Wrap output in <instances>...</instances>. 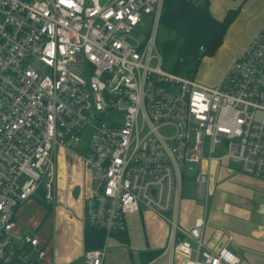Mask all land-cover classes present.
<instances>
[{"label": "built area", "instance_id": "built-area-1", "mask_svg": "<svg viewBox=\"0 0 264 264\" xmlns=\"http://www.w3.org/2000/svg\"><path fill=\"white\" fill-rule=\"evenodd\" d=\"M164 2L0 0V264L45 260L15 215L40 190L54 204L60 151L85 170V224L106 235L74 264H104L108 239L146 211L165 225L168 264H239L204 249L202 222L183 227L179 207L186 168L204 207L206 162L264 181V24L211 87L163 68Z\"/></svg>", "mask_w": 264, "mask_h": 264}, {"label": "crops", "instance_id": "crops-1", "mask_svg": "<svg viewBox=\"0 0 264 264\" xmlns=\"http://www.w3.org/2000/svg\"><path fill=\"white\" fill-rule=\"evenodd\" d=\"M208 2L211 14L217 19H223L230 10L239 9L230 29L237 22L253 24L245 37L244 46L237 54L238 57L264 24V0ZM228 69L223 72L220 81ZM202 167L209 178V201L206 207L196 197L181 201L179 223L190 229L202 222L206 250L218 251L227 247L239 258V264H264V181L239 172L237 167L227 160L206 162ZM85 178V170L76 164L72 154L57 153L55 202L52 204L45 201L51 205L52 211L49 212L42 204L41 215L31 219L34 220L32 223L26 214L28 209L35 205L30 199L16 212L14 233L26 234V227H32L34 224L35 231L29 233L38 236L36 237L40 240V245L46 251L42 264H74L83 257L86 251ZM59 195L61 201L67 204L66 210L61 205H56ZM51 213L53 214L50 216ZM138 215L143 222L159 221L168 237L164 223L152 212L146 211ZM147 228L152 245L149 250L164 251L167 238L163 243L158 242L159 238L152 233L151 227ZM229 237H232V240H229Z\"/></svg>", "mask_w": 264, "mask_h": 264}, {"label": "rangeland", "instance_id": "rangeland-1", "mask_svg": "<svg viewBox=\"0 0 264 264\" xmlns=\"http://www.w3.org/2000/svg\"><path fill=\"white\" fill-rule=\"evenodd\" d=\"M230 26L224 36L223 43L218 48V50L213 55L205 56L200 61L198 68L196 69L193 76L194 80L198 83L211 87L218 84L223 72L227 68H229V65L237 57V54L244 46L245 37L251 30L253 24H239L237 22V24L235 23L231 29ZM150 28L151 22L149 17H144L143 25L138 31H135L133 35L135 38L141 39L143 36L147 35ZM167 40H176V34L160 24L157 30V45L160 46L161 43ZM179 45L180 42L177 41L175 49L168 55H164L161 51L164 60L163 68L165 70L171 71L173 69L177 58V49ZM260 115L263 116L262 113H260ZM58 153L63 152L60 151ZM195 191V170H189L188 168H186L183 173V191L181 197L182 201L188 198L196 197ZM31 201L35 205L31 206V208H29L26 212L29 220L34 218L36 219L42 213L40 206L42 205V202L45 201L43 190L38 191L35 197L31 199ZM62 201L60 195L57 196L56 205H61V207L66 210L67 204ZM52 214L53 213H51L50 216ZM31 222L33 223L34 220H31ZM127 222L129 242H125L115 236L110 237L106 243L107 251L104 264H142V261L144 259L142 254L147 253L149 251V246H152L149 239L150 235L148 234V226L151 227L152 233L157 238H159L158 242L163 243L166 241V238L168 240L164 228L159 221L143 222L140 218V215L134 214L128 216ZM33 226H27L25 232H34L36 228H33ZM168 263L169 254L163 252L157 259L150 262L149 264Z\"/></svg>", "mask_w": 264, "mask_h": 264}, {"label": "trees", "instance_id": "trees-1", "mask_svg": "<svg viewBox=\"0 0 264 264\" xmlns=\"http://www.w3.org/2000/svg\"><path fill=\"white\" fill-rule=\"evenodd\" d=\"M205 2V6L200 5ZM239 13V9L230 10L223 19L215 18L209 10L208 0H165L160 17V24L176 34V40H167L159 46L164 55H168L176 47L177 58L173 71L178 74L194 76L200 61L205 56L213 55L222 45L224 36ZM43 205L52 211L51 205L45 201ZM129 242L128 232L114 235ZM105 232L86 225L84 231L85 250H96L104 246ZM85 251V252H86ZM163 253V250H149L143 253L142 264H149Z\"/></svg>", "mask_w": 264, "mask_h": 264}, {"label": "water", "instance_id": "water-1", "mask_svg": "<svg viewBox=\"0 0 264 264\" xmlns=\"http://www.w3.org/2000/svg\"><path fill=\"white\" fill-rule=\"evenodd\" d=\"M200 5H201L202 7H204V6H205V2H201Z\"/></svg>", "mask_w": 264, "mask_h": 264}]
</instances>
